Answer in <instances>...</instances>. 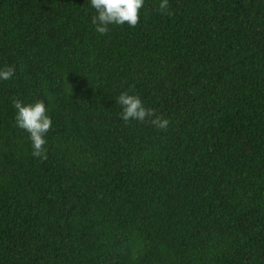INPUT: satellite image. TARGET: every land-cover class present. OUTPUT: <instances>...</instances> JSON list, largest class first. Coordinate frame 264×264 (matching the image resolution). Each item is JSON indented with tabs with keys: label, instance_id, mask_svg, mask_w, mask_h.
I'll return each instance as SVG.
<instances>
[{
	"label": "trees",
	"instance_id": "1",
	"mask_svg": "<svg viewBox=\"0 0 264 264\" xmlns=\"http://www.w3.org/2000/svg\"><path fill=\"white\" fill-rule=\"evenodd\" d=\"M0 0V264H264V0ZM166 130L123 122L121 91ZM53 126L33 158L12 99Z\"/></svg>",
	"mask_w": 264,
	"mask_h": 264
},
{
	"label": "clouds",
	"instance_id": "2",
	"mask_svg": "<svg viewBox=\"0 0 264 264\" xmlns=\"http://www.w3.org/2000/svg\"><path fill=\"white\" fill-rule=\"evenodd\" d=\"M89 7L94 14L91 24L101 35L109 31L110 26L135 27L140 19V10L145 0H88ZM169 0H158V9L167 12ZM16 69L12 65L0 66V81L13 78ZM115 103L120 107L119 118L129 123L131 121L144 122L150 117V123L157 129L166 130L169 125L167 118L154 116V110L146 107L141 97L129 90L121 91ZM12 106L16 110L14 116L15 126L28 133L31 142V155L41 160L47 158L46 136L53 126L50 107L42 99L26 103L21 99H12Z\"/></svg>",
	"mask_w": 264,
	"mask_h": 264
}]
</instances>
